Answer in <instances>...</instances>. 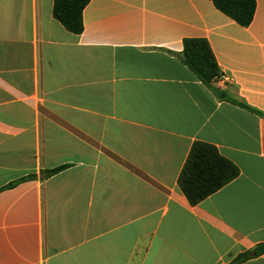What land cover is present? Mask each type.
<instances>
[{
	"label": "crops",
	"instance_id": "crops-1",
	"mask_svg": "<svg viewBox=\"0 0 264 264\" xmlns=\"http://www.w3.org/2000/svg\"><path fill=\"white\" fill-rule=\"evenodd\" d=\"M53 7L0 0V264H230L264 243V0L249 27L212 0H91L80 35ZM185 39L230 82L200 81ZM197 142L240 174L192 206Z\"/></svg>",
	"mask_w": 264,
	"mask_h": 264
},
{
	"label": "trees",
	"instance_id": "trees-1",
	"mask_svg": "<svg viewBox=\"0 0 264 264\" xmlns=\"http://www.w3.org/2000/svg\"><path fill=\"white\" fill-rule=\"evenodd\" d=\"M91 0H54L53 15L72 34L84 31L83 12ZM215 7L242 27H249L256 13V0H212ZM183 62L205 85L220 75L216 58L206 39H185L182 54ZM243 107H246L243 105ZM247 108V107H246ZM69 165L43 171L41 178L52 177L67 169ZM240 174L239 168L223 157L218 149L207 143L193 145L187 162L179 177V187L192 206H196L216 193ZM28 176L21 181L34 179ZM20 182L12 183L8 188ZM264 255V243L238 255L230 264L244 263Z\"/></svg>",
	"mask_w": 264,
	"mask_h": 264
},
{
	"label": "built area",
	"instance_id": "built-area-1",
	"mask_svg": "<svg viewBox=\"0 0 264 264\" xmlns=\"http://www.w3.org/2000/svg\"><path fill=\"white\" fill-rule=\"evenodd\" d=\"M231 80V78L226 75V74H220L216 79L215 81L217 82V84L223 86V85H226L227 83H229Z\"/></svg>",
	"mask_w": 264,
	"mask_h": 264
},
{
	"label": "water",
	"instance_id": "water-1",
	"mask_svg": "<svg viewBox=\"0 0 264 264\" xmlns=\"http://www.w3.org/2000/svg\"><path fill=\"white\" fill-rule=\"evenodd\" d=\"M213 91H214V93L217 94L219 97H221L222 94H223V92H224V90H223L222 88H219V87H217V88H213Z\"/></svg>",
	"mask_w": 264,
	"mask_h": 264
}]
</instances>
